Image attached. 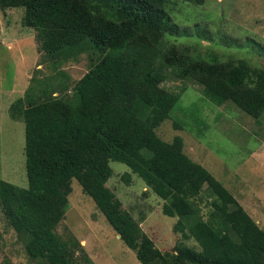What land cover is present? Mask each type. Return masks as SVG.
<instances>
[{
  "label": "trees",
  "instance_id": "trees-1",
  "mask_svg": "<svg viewBox=\"0 0 264 264\" xmlns=\"http://www.w3.org/2000/svg\"><path fill=\"white\" fill-rule=\"evenodd\" d=\"M170 1L0 0V9L24 8L22 24L35 30L54 71L33 78L9 106L10 118L24 123L27 186L0 178V211L33 264H95L86 254L75 256L83 245L55 232L73 178L141 264H264V224L185 154L180 136L165 141L155 131L186 89L156 84L158 76L183 71L215 105L230 101L259 122L264 68L232 56L194 59L190 48L167 42L165 34L175 29ZM82 53L89 67L69 90L61 67ZM110 160L124 163L164 200L162 213L177 217L173 230L200 249L182 241L171 251L156 247L106 185ZM123 175L129 182L130 173ZM199 192L211 196L212 225L185 197Z\"/></svg>",
  "mask_w": 264,
  "mask_h": 264
},
{
  "label": "rangeland",
  "instance_id": "rangeland-1",
  "mask_svg": "<svg viewBox=\"0 0 264 264\" xmlns=\"http://www.w3.org/2000/svg\"><path fill=\"white\" fill-rule=\"evenodd\" d=\"M175 25L165 40L188 47L193 58H243L264 68V0H171L167 6ZM23 7L0 9V178L19 187L27 186L24 155V123L9 116V106L23 97L33 78L53 73L52 61L39 51L36 32L24 26ZM82 53L61 70L69 87L88 69ZM156 84L178 91L186 85L170 115L155 128L165 141L175 135L183 140V151L201 163L238 200L252 219L264 224V117L257 122L232 102L215 105L183 71L165 72ZM112 174L106 185L120 200L121 208L137 221L161 251H171L182 241L200 249L193 238L182 239L174 231L177 217L162 213L164 200L121 162L109 161ZM130 173V181L123 178ZM206 194V193H205ZM185 194L198 215L209 224L216 221L211 196ZM65 217L55 232L63 240L77 241L95 264H141L133 250L115 233L90 196L76 179L71 181ZM227 230V227L223 231ZM0 264H33L22 240L0 211Z\"/></svg>",
  "mask_w": 264,
  "mask_h": 264
},
{
  "label": "crops",
  "instance_id": "crops-1",
  "mask_svg": "<svg viewBox=\"0 0 264 264\" xmlns=\"http://www.w3.org/2000/svg\"><path fill=\"white\" fill-rule=\"evenodd\" d=\"M199 163V162H198ZM201 164V163H200Z\"/></svg>",
  "mask_w": 264,
  "mask_h": 264
}]
</instances>
